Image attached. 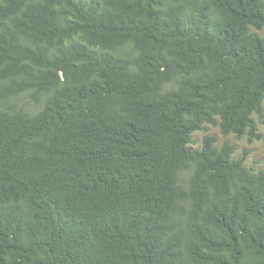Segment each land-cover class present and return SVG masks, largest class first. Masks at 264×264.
Listing matches in <instances>:
<instances>
[{
  "label": "trees",
  "instance_id": "obj_1",
  "mask_svg": "<svg viewBox=\"0 0 264 264\" xmlns=\"http://www.w3.org/2000/svg\"><path fill=\"white\" fill-rule=\"evenodd\" d=\"M262 29L264 0H0V264H264L227 140L261 139Z\"/></svg>",
  "mask_w": 264,
  "mask_h": 264
},
{
  "label": "rangeland",
  "instance_id": "obj_2",
  "mask_svg": "<svg viewBox=\"0 0 264 264\" xmlns=\"http://www.w3.org/2000/svg\"><path fill=\"white\" fill-rule=\"evenodd\" d=\"M261 33H264V29L261 30ZM257 134L260 135L261 139L252 138L249 140L248 136L245 135L239 140H235L232 136H229L227 140L229 143H233L236 146V154H242V151H247V156L245 158L246 166H252L254 170H263L264 171V107H262L261 118L258 119L254 117ZM207 132L211 135H214L218 140V143L222 142L224 139L221 137L217 127H209ZM203 132L194 133L193 139L198 145L201 142Z\"/></svg>",
  "mask_w": 264,
  "mask_h": 264
}]
</instances>
